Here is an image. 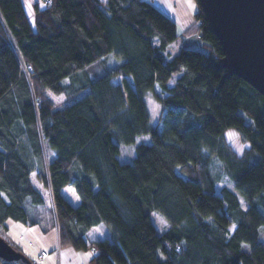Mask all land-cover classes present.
Returning a JSON list of instances; mask_svg holds the SVG:
<instances>
[{"label": "trees", "instance_id": "16d2710c", "mask_svg": "<svg viewBox=\"0 0 264 264\" xmlns=\"http://www.w3.org/2000/svg\"><path fill=\"white\" fill-rule=\"evenodd\" d=\"M29 1L34 28L23 0H0V236L23 253L5 222L35 223L45 205L37 168L59 246L95 251L90 264H264V98L220 65L200 9L178 34L149 0ZM179 35L200 48L168 59ZM97 63L103 74L80 81ZM48 91L76 98L57 107ZM149 92L162 105L160 129ZM228 128L250 143L241 157L224 142ZM146 135L121 163L120 146ZM221 172L234 190L217 191ZM68 186L77 206L62 195ZM153 213L166 222L161 233ZM99 225L111 238L86 242Z\"/></svg>", "mask_w": 264, "mask_h": 264}, {"label": "rangeland", "instance_id": "374dc122", "mask_svg": "<svg viewBox=\"0 0 264 264\" xmlns=\"http://www.w3.org/2000/svg\"><path fill=\"white\" fill-rule=\"evenodd\" d=\"M26 5V11L29 12L30 10V1L29 0H23ZM197 3V1H196ZM180 36V35H179ZM200 48V41L197 37L193 38H183L178 37L176 38L166 49L165 56L169 59L176 54H178L181 50V48ZM104 72V67L97 63L90 66L85 67L84 72H81L79 74V80L84 82L87 79L95 78ZM179 74L172 75L169 86H173L175 80L178 78ZM120 77H117L114 79V82H119ZM157 92H159L158 87L155 88ZM48 96L54 101L57 107H60L63 104L69 103L71 100H74L76 97H72L73 99H67V97L64 95H54L53 93L48 91ZM78 97V96H77ZM145 104L149 113L150 118V124L154 127H157L158 129L161 128V111H162V105L155 100L153 97V93L149 92L144 97ZM246 123H250V120L245 118ZM224 142L232 148V150L235 152V154L238 157H241L244 154V151L246 149L250 148V143L247 141L242 140L240 133L233 128H228L224 134H223ZM142 142L149 144L151 142L150 135L146 136H140L137 137L135 142L130 145H121L120 146V152L118 154V160L121 163L125 162H132L134 157L136 156V146L141 144ZM214 171L220 170V164L216 161L213 163ZM33 183L36 185V187L42 192L44 197L45 205L42 206L41 210L34 211L35 216L39 223L32 224L33 227H28L26 230L16 233L12 231L10 234V242L19 247L23 254H25L28 258H30L32 261H34L37 264H47V259L54 257L56 253V244L53 243L55 241L56 237L58 239L59 237V224H58V218L56 216V210H55V204L52 199V195L50 192V189L44 188L42 189V186L40 183H38L35 180V177H32ZM220 186H228L230 189L234 190V187L232 185V182L228 179L225 173H220V182L217 184V191L219 190ZM65 196L68 194V190H65L64 192ZM241 205L243 208L246 207V201L239 197ZM151 219L156 225V228L159 233H161L162 230L165 229V220L162 218V216L158 213H153L151 215ZM36 226V227H35ZM104 228L106 226L102 225ZM102 226H100L98 229H94L89 232L88 241H93L95 238L97 240L102 239L104 236H108L111 238L110 232L107 230V235H105V231H103ZM102 229V230H101ZM230 230H233V227H230ZM13 236V237H12ZM95 239V240H96ZM59 240V239H58ZM58 245H59V241ZM60 247V246H59ZM93 251V250H92ZM94 252V251H93ZM44 253V254H41ZM55 259V258H54ZM56 264V263H55Z\"/></svg>", "mask_w": 264, "mask_h": 264}, {"label": "water", "instance_id": "95a60500", "mask_svg": "<svg viewBox=\"0 0 264 264\" xmlns=\"http://www.w3.org/2000/svg\"><path fill=\"white\" fill-rule=\"evenodd\" d=\"M222 50L220 65L264 98V0H197ZM0 259L32 264L0 236Z\"/></svg>", "mask_w": 264, "mask_h": 264}, {"label": "crops", "instance_id": "0c3cea01", "mask_svg": "<svg viewBox=\"0 0 264 264\" xmlns=\"http://www.w3.org/2000/svg\"><path fill=\"white\" fill-rule=\"evenodd\" d=\"M156 8H158L160 11L165 13L167 16H169L177 25V32L178 34H181L185 29H187L190 25L194 23V15L199 11V6L196 3V0H149ZM27 17L28 21L30 23V26L34 28V15L32 9L27 11ZM187 38V37H183ZM189 38H193V36H190ZM32 177H35V180L38 182L37 176V168L32 172ZM65 190H68V194L65 196L64 192ZM62 195L65 199L68 200V202L73 205L77 206L79 204V197L74 191V188L72 186L65 187L62 190ZM35 220V223H39L36 218H33ZM8 231L7 236L10 239V234L12 231L16 233H20L24 230H26L28 227H33L32 224L28 223H20V222H14L11 220H7L5 222ZM100 226H96L91 228L87 234L84 236V239L86 242H89V232L98 229ZM36 227V226H35ZM103 231H105V235H107V228L103 227ZM102 230V229H101ZM109 231V230H108ZM13 237V236H12ZM103 238H109L108 236H104ZM96 239V238H95ZM94 239V240H95ZM98 239V238H97ZM96 239V240H97ZM57 237L55 241H53L54 244H56V253L53 255L54 257L47 259V264H90V260L95 256V251L93 252L91 249L87 250H76L71 246L67 247H59L57 242ZM59 241V240H58ZM92 241V240H91ZM42 254V253H41ZM55 258V259H54Z\"/></svg>", "mask_w": 264, "mask_h": 264}, {"label": "built area", "instance_id": "2783aa9c", "mask_svg": "<svg viewBox=\"0 0 264 264\" xmlns=\"http://www.w3.org/2000/svg\"><path fill=\"white\" fill-rule=\"evenodd\" d=\"M42 254H44V253H42Z\"/></svg>", "mask_w": 264, "mask_h": 264}]
</instances>
